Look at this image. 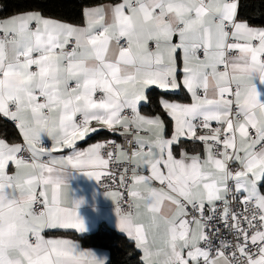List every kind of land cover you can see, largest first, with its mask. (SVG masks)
<instances>
[{
    "label": "snow or ice",
    "instance_id": "6c2138e0",
    "mask_svg": "<svg viewBox=\"0 0 264 264\" xmlns=\"http://www.w3.org/2000/svg\"><path fill=\"white\" fill-rule=\"evenodd\" d=\"M249 6L106 0L65 19L0 0V264H104L48 234L86 230L72 171L116 189L139 264H264V23Z\"/></svg>",
    "mask_w": 264,
    "mask_h": 264
},
{
    "label": "trees",
    "instance_id": "16d2710c",
    "mask_svg": "<svg viewBox=\"0 0 264 264\" xmlns=\"http://www.w3.org/2000/svg\"><path fill=\"white\" fill-rule=\"evenodd\" d=\"M10 2L25 7H30L34 2H37L44 7L45 12L49 15L65 19H79L81 5L106 2V0H10ZM247 2L250 6L246 9V13L252 17V22L257 25L264 23V0H247ZM251 5H254V7ZM7 14L6 12H0V17ZM8 128L10 132L15 131L11 122H8ZM102 138H112V136L108 133L99 136L94 135L89 141ZM115 138H118V136ZM71 235L84 247L106 249L109 252L107 264H139L138 253L134 251L132 243L126 236L111 228L100 226L97 230L88 234Z\"/></svg>",
    "mask_w": 264,
    "mask_h": 264
},
{
    "label": "crops",
    "instance_id": "0c3cea01",
    "mask_svg": "<svg viewBox=\"0 0 264 264\" xmlns=\"http://www.w3.org/2000/svg\"><path fill=\"white\" fill-rule=\"evenodd\" d=\"M45 140L48 139L45 137ZM97 140L89 141V139H87V143L85 141H78L77 144L80 147H86L88 143H93ZM62 151L66 152V150ZM68 183L71 188L70 195L72 198L77 201H82L77 211L79 216L85 222L86 230L83 233H77L72 229H60L48 233L49 235L59 238L74 239L71 234H88L94 232L101 226L111 228L127 237L126 233L119 228L116 203L106 194V192H101L98 189L95 178L89 177L82 172L72 171L71 176L68 178ZM78 243L80 244L79 241ZM80 246L84 249L93 251L100 260L104 261V264H107L109 252L106 249L100 247H84L81 244Z\"/></svg>",
    "mask_w": 264,
    "mask_h": 264
},
{
    "label": "built area",
    "instance_id": "2783aa9c",
    "mask_svg": "<svg viewBox=\"0 0 264 264\" xmlns=\"http://www.w3.org/2000/svg\"><path fill=\"white\" fill-rule=\"evenodd\" d=\"M213 126H215V125H213ZM116 139H120V137H118V138H116ZM46 143H48V144H50L51 142L49 141V140H46ZM110 167H111V165H110ZM114 171H115V169H113ZM109 183V181H107L106 179H103L100 183L99 182H97V186H98V189L101 191V192H107V190H116V189H114V188H111V189H105V185L106 184H108ZM119 191H124V189H119ZM127 205L125 204V207H126Z\"/></svg>",
    "mask_w": 264,
    "mask_h": 264
}]
</instances>
